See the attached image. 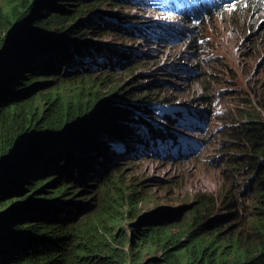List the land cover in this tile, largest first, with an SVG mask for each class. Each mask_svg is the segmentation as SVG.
I'll return each instance as SVG.
<instances>
[{
    "label": "trees",
    "instance_id": "trees-1",
    "mask_svg": "<svg viewBox=\"0 0 264 264\" xmlns=\"http://www.w3.org/2000/svg\"><path fill=\"white\" fill-rule=\"evenodd\" d=\"M118 6L141 7L0 0V264H264L262 102L227 131L229 187L197 194L185 212L137 211L146 197L125 179L122 162L134 158L123 149L143 118L137 108L149 109L130 106L149 93L136 90L137 76L115 83L118 51L93 38L113 30L95 29L111 17L123 32L139 22ZM247 14L260 24L264 6L251 0L229 18ZM210 42L204 34L185 44L204 59ZM154 129L140 139L163 134Z\"/></svg>",
    "mask_w": 264,
    "mask_h": 264
},
{
    "label": "rangeland",
    "instance_id": "rangeland-1",
    "mask_svg": "<svg viewBox=\"0 0 264 264\" xmlns=\"http://www.w3.org/2000/svg\"><path fill=\"white\" fill-rule=\"evenodd\" d=\"M101 9L111 10L105 6ZM113 10L126 13L125 19L139 21L126 25L134 34L118 28L114 16L105 26L95 28L112 27L113 30L93 38L118 51L114 52L118 55L117 68L112 74L115 83H128L137 76L143 86L136 90L149 93L144 100L131 104L132 109L142 103L152 104L161 100L198 104L210 109L215 100L214 106L222 110L216 118L208 116L209 124L201 130L206 144L200 151L175 158L151 155L122 162L126 167L125 179L139 182L146 197L137 211L141 214L158 211L159 215H167L173 210L185 212V204L193 203L197 194L229 187L231 181L227 180L225 169L227 157L233 149L229 146L227 131L248 112H255L261 102L264 104V21L259 24L248 14L243 19L229 18V14L241 9L233 12L226 9L206 17L196 28V33L206 34L211 39L201 51L204 58L201 59L193 47L185 44L192 38V30H186V35L178 40L166 38L165 33L185 24L179 16L160 14L138 6L126 9L118 6ZM142 22L149 24L150 31L143 28L138 33L134 30L135 24ZM190 70L196 74H191ZM110 87L101 86L99 91H107ZM203 95L210 96V99H200ZM251 99L253 104H249ZM261 113L264 116V109ZM191 147V144L185 145V148ZM218 212L226 211L220 208Z\"/></svg>",
    "mask_w": 264,
    "mask_h": 264
},
{
    "label": "clouds",
    "instance_id": "clouds-1",
    "mask_svg": "<svg viewBox=\"0 0 264 264\" xmlns=\"http://www.w3.org/2000/svg\"><path fill=\"white\" fill-rule=\"evenodd\" d=\"M259 1L264 4V0ZM137 2H140L141 7L144 9L147 8L156 11L157 13L160 12V14L176 15L182 18L185 24L177 25L168 33L169 37L175 40L184 37L186 35L185 32L188 29L193 31V33L190 34L192 37L195 35L201 36V34L196 33L198 24L202 23L206 17L210 18L212 15H215L213 13L200 15L201 10H198L197 12L183 13L180 10H183L182 8L185 6V1H181L177 4L173 2L174 5L172 4V7L166 8L154 6V4L144 0H137ZM249 5L250 3L247 6ZM247 6L242 5L239 9ZM218 7H220L218 8V13L226 10L224 4L218 5ZM237 9L232 10V12ZM262 20H264V17ZM136 27H142L147 31H150L149 24L145 22L140 23V25ZM177 34H179V36H177ZM190 73L196 74L194 70H190ZM214 102L215 100L213 101L212 106H210V109H205L204 106L198 104L171 103L164 100L149 104V109L144 110L146 112L139 111L144 109L143 106L138 107L137 113L142 114L143 118L138 120L137 125L139 127H137V131L132 132L131 135L125 139L123 152L125 154L132 153V157L136 160L151 155L160 156L161 158H167L169 156L175 158L200 151V149L206 144L205 135L201 130H204V127L209 124L208 116L210 115L211 117L216 118L219 116L220 111H222L220 108L214 106ZM166 119L169 120L170 123L167 127L169 130L165 136L157 134L155 131L152 134L153 138L151 140H148V138L140 139L139 135L146 131L148 127H153V130H155L154 128L160 125L158 122L162 123ZM171 123L173 124L172 128ZM186 137L189 138L185 141ZM169 140H172V142ZM149 142L152 143L149 145ZM187 144H191L192 147L185 148V145Z\"/></svg>",
    "mask_w": 264,
    "mask_h": 264
},
{
    "label": "bare ground",
    "instance_id": "bare-ground-1",
    "mask_svg": "<svg viewBox=\"0 0 264 264\" xmlns=\"http://www.w3.org/2000/svg\"><path fill=\"white\" fill-rule=\"evenodd\" d=\"M189 5V1H186L185 2V6L184 7H186V6H188ZM165 121H167V123H165V122H163V125H160L159 126V129H161V131L163 132V134H162V136H165V134L168 132V125H169V120H165ZM165 131V132H164ZM160 134H161V132H160ZM145 138H148V140L149 139H151V137L150 136H148V137H145ZM38 183V182H37ZM69 186V185H68ZM66 187V186H65ZM67 188V187H66ZM64 189V188H63ZM58 194V193H57ZM101 207V206H100ZM90 211V210H89ZM100 211V210H99ZM97 213V212H96ZM90 214V213H89ZM92 214V213H91ZM96 215V214H95ZM87 218V217H86Z\"/></svg>",
    "mask_w": 264,
    "mask_h": 264
}]
</instances>
